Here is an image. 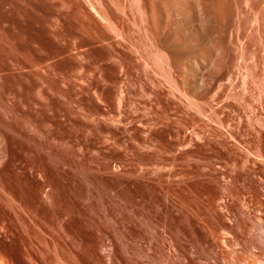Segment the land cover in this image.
<instances>
[{"label": "rangeland", "instance_id": "rangeland-1", "mask_svg": "<svg viewBox=\"0 0 264 264\" xmlns=\"http://www.w3.org/2000/svg\"><path fill=\"white\" fill-rule=\"evenodd\" d=\"M0 264H264V0H0Z\"/></svg>", "mask_w": 264, "mask_h": 264}, {"label": "water", "instance_id": "water-1", "mask_svg": "<svg viewBox=\"0 0 264 264\" xmlns=\"http://www.w3.org/2000/svg\"><path fill=\"white\" fill-rule=\"evenodd\" d=\"M43 68H44V70H46V67L45 66H43Z\"/></svg>", "mask_w": 264, "mask_h": 264}, {"label": "bare ground", "instance_id": "bare-ground-1", "mask_svg": "<svg viewBox=\"0 0 264 264\" xmlns=\"http://www.w3.org/2000/svg\"><path fill=\"white\" fill-rule=\"evenodd\" d=\"M98 14V13H97ZM253 259V258H252ZM255 261V260H254Z\"/></svg>", "mask_w": 264, "mask_h": 264}]
</instances>
